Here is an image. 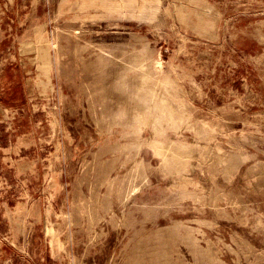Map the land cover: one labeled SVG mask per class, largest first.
<instances>
[{"label": "rangeland", "instance_id": "obj_1", "mask_svg": "<svg viewBox=\"0 0 264 264\" xmlns=\"http://www.w3.org/2000/svg\"><path fill=\"white\" fill-rule=\"evenodd\" d=\"M0 264H264V0H0Z\"/></svg>", "mask_w": 264, "mask_h": 264}]
</instances>
